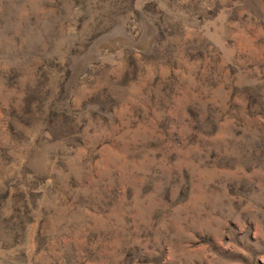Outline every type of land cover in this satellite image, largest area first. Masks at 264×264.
Here are the masks:
<instances>
[{"label": "rangeland", "instance_id": "rangeland-1", "mask_svg": "<svg viewBox=\"0 0 264 264\" xmlns=\"http://www.w3.org/2000/svg\"><path fill=\"white\" fill-rule=\"evenodd\" d=\"M0 264H264V0H0Z\"/></svg>", "mask_w": 264, "mask_h": 264}]
</instances>
